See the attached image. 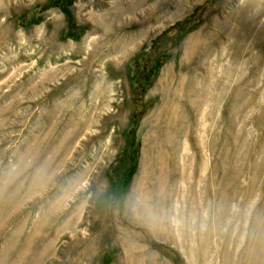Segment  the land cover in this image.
Here are the masks:
<instances>
[{
  "label": "rangeland",
  "instance_id": "obj_1",
  "mask_svg": "<svg viewBox=\"0 0 264 264\" xmlns=\"http://www.w3.org/2000/svg\"><path fill=\"white\" fill-rule=\"evenodd\" d=\"M0 264H264V0H0Z\"/></svg>",
  "mask_w": 264,
  "mask_h": 264
},
{
  "label": "clouds",
  "instance_id": "obj_2",
  "mask_svg": "<svg viewBox=\"0 0 264 264\" xmlns=\"http://www.w3.org/2000/svg\"><path fill=\"white\" fill-rule=\"evenodd\" d=\"M177 221H179L180 225H184L185 223H190L179 217H176L173 220V223L175 224ZM199 226L201 229H206L207 227L206 217L202 218L199 221ZM219 228L220 231L222 232H235L241 236L246 234H251L254 231L253 226L250 223L249 224L245 223L244 216L241 213H231L229 217L225 219V221L219 226Z\"/></svg>",
  "mask_w": 264,
  "mask_h": 264
},
{
  "label": "trees",
  "instance_id": "obj_3",
  "mask_svg": "<svg viewBox=\"0 0 264 264\" xmlns=\"http://www.w3.org/2000/svg\"><path fill=\"white\" fill-rule=\"evenodd\" d=\"M182 26V24L181 25H179V27H181ZM71 33L73 32L74 33V31H70ZM162 57V56H161ZM159 57V60L161 61V62H164L165 60H166V58H164V57ZM140 59V58H139ZM135 66H136V72H137V74L138 75H141V77H140V79H139V81L137 82L138 84H137V86H136V88H135V94L137 95L138 93H139V91L142 89V94H144V92H146V89L148 88V86L149 85H151L152 83L151 82H149V85L147 86V87H144L145 85H141L143 82H142V79L143 78H146V77H148L149 76V74H150V72H151V70H153L152 69V66L151 67H149V68H146V70H147V72L145 73V74H141V73H143V72H141V68H142V65L140 64V60H137L136 62H135ZM143 77V78H142ZM144 81H146V80H144ZM141 92V91H140ZM140 99V98H139ZM138 122H139V117H138V112H136L135 113V115H134V117H133V125H134V127H137V125H138ZM136 129V128H135ZM130 172L131 171H129L128 170V172L126 173V176H127V181L128 180H130V178L128 177V173H129V176H130Z\"/></svg>",
  "mask_w": 264,
  "mask_h": 264
}]
</instances>
